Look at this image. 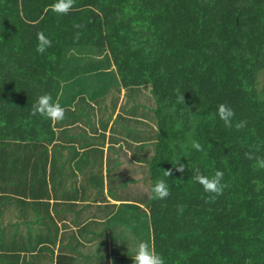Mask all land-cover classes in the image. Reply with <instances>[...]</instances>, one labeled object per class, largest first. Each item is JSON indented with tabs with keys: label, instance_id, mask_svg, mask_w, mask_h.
<instances>
[{
	"label": "trees",
	"instance_id": "1",
	"mask_svg": "<svg viewBox=\"0 0 264 264\" xmlns=\"http://www.w3.org/2000/svg\"><path fill=\"white\" fill-rule=\"evenodd\" d=\"M54 2L0 0V264H133L140 241L165 264H264V169L245 156L264 157V0ZM45 93L62 121L30 115ZM196 169L224 173L214 202Z\"/></svg>",
	"mask_w": 264,
	"mask_h": 264
},
{
	"label": "clouds",
	"instance_id": "2",
	"mask_svg": "<svg viewBox=\"0 0 264 264\" xmlns=\"http://www.w3.org/2000/svg\"><path fill=\"white\" fill-rule=\"evenodd\" d=\"M75 4V0H55L50 5L51 10L57 15L68 14ZM76 28L82 27V25H75ZM37 45L36 52L44 54L45 51L52 46V40L46 37L44 32L38 31L36 34ZM76 39L79 38V33L76 34ZM177 103L184 104V95L180 94L177 96ZM31 116H41L54 122L62 121L65 118V109L58 103L53 101V97L50 93H45L37 97L35 103L32 105L30 112ZM217 115L226 128H233V118L235 116L234 110L221 103L217 108ZM247 126L246 120H240L235 123V129L237 131L244 129ZM191 147L197 151H203V146L196 140L191 142ZM256 151L249 150L245 153V156L249 160H253V169H264V157L256 155ZM176 171L183 173L185 166L179 161L176 163ZM164 175L169 177L172 175L171 170L164 171ZM193 181L202 186L203 191L208 193V202H214L223 191L227 184L223 183L224 173L220 170H216L211 176L201 174L199 169H196L195 175L192 177ZM259 188V185H258ZM151 195L149 196L152 200H164L170 195L169 185L164 179H157L150 189ZM183 209L181 208V211ZM131 259L133 264H165L164 258L154 251L153 246L149 241H140L132 249Z\"/></svg>",
	"mask_w": 264,
	"mask_h": 264
},
{
	"label": "crops",
	"instance_id": "3",
	"mask_svg": "<svg viewBox=\"0 0 264 264\" xmlns=\"http://www.w3.org/2000/svg\"><path fill=\"white\" fill-rule=\"evenodd\" d=\"M110 202H111V203H113V202H114V203H118V201H113V200H110ZM97 204H99V205L102 206L103 203H102V202H99V201H96L95 203L92 204V206H96ZM70 223H71L70 225H71L72 228H73V231L76 232L77 230H76L75 227L72 225V222H70ZM109 264H111V263H109Z\"/></svg>",
	"mask_w": 264,
	"mask_h": 264
}]
</instances>
